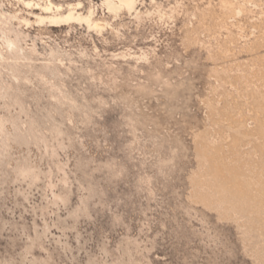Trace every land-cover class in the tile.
Returning <instances> with one entry per match:
<instances>
[{
  "label": "rangeland",
  "instance_id": "obj_1",
  "mask_svg": "<svg viewBox=\"0 0 264 264\" xmlns=\"http://www.w3.org/2000/svg\"><path fill=\"white\" fill-rule=\"evenodd\" d=\"M26 1L0 0V264H264V0Z\"/></svg>",
  "mask_w": 264,
  "mask_h": 264
},
{
  "label": "bare ground",
  "instance_id": "obj_2",
  "mask_svg": "<svg viewBox=\"0 0 264 264\" xmlns=\"http://www.w3.org/2000/svg\"><path fill=\"white\" fill-rule=\"evenodd\" d=\"M26 1V0H25ZM33 1V0H32ZM107 1V3H108V6H109V8H111V9H117V8H121V7H123V6H127V7H133L134 5H135V2H136V0H117V3H114V2H112L111 0H106ZM27 3H31V1H26ZM40 2V1H39ZM45 3V2H44ZM37 4V3H36ZM39 5V4H38ZM43 8L44 9H55V8H57V10H60L61 8H62V5H60V4H55L52 0H48L47 2H46V4H44L43 5ZM3 11V10H2ZM1 15H0V21H6V22H8L9 21V19L10 18H12V16L11 15H6V13H0ZM15 17H16V15H14ZM14 17V18H15ZM52 17V21L54 22H69V21H71V20H74V19H80V18H82V19H84V20H86L87 21V23H89V26L90 27H100L101 26V24L97 21H95L92 17H91V15L90 16H79V17H77L76 15H75V13H73L72 11H70L67 15H63V14H61L60 15V13H58L57 15L55 14V15H52L51 16ZM38 20V19H37ZM41 21V20H40ZM28 23V22H27ZM2 28V27H1ZM6 31H7V29H5ZM5 30H4V33H6L5 32ZM2 31H3V29H2ZM12 31H10V33H11ZM9 33V34H10ZM3 35H5V34H3ZM11 36V35H10ZM10 36H4V37H2L5 41H6V43H7V45H8V48H9V46H12V45H14L16 42H17V39L16 38H13V37H10ZM1 37V36H0ZM2 40V39H1ZM5 44V43H4ZM19 46V45H18ZM14 47V46H13ZM20 47V46H19ZM13 49V48H12ZM20 50H21V48H20ZM19 50V51H20ZM21 53V52H20ZM22 54V53H21ZM20 54V55H21ZM1 55H2V51L0 50V57H1ZM2 58V57H1Z\"/></svg>",
  "mask_w": 264,
  "mask_h": 264
}]
</instances>
